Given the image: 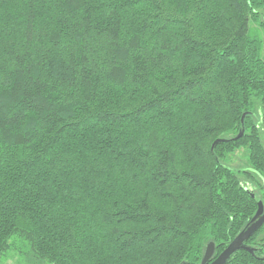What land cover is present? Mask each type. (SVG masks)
<instances>
[{"label":"trees","instance_id":"trees-1","mask_svg":"<svg viewBox=\"0 0 264 264\" xmlns=\"http://www.w3.org/2000/svg\"><path fill=\"white\" fill-rule=\"evenodd\" d=\"M252 22L264 0H0V262L214 261L264 203ZM246 245L227 264H264V226Z\"/></svg>","mask_w":264,"mask_h":264},{"label":"water","instance_id":"water-1","mask_svg":"<svg viewBox=\"0 0 264 264\" xmlns=\"http://www.w3.org/2000/svg\"><path fill=\"white\" fill-rule=\"evenodd\" d=\"M244 120V116H243ZM244 131H241L237 139L241 138ZM226 140L217 139L213 143V148L218 144L224 143ZM264 226V203L258 202V211L253 217L252 221L246 226V228L228 245V247L214 260L211 262L215 253V244L210 243L205 251L202 264H227L230 259L239 251L253 252L246 243L248 240L257 233Z\"/></svg>","mask_w":264,"mask_h":264},{"label":"rangeland","instance_id":"rangeland-1","mask_svg":"<svg viewBox=\"0 0 264 264\" xmlns=\"http://www.w3.org/2000/svg\"><path fill=\"white\" fill-rule=\"evenodd\" d=\"M251 31L253 35L258 36L261 40L264 39V30L258 23H251ZM264 57V49L262 50ZM243 153H238L232 161V167H243L245 162ZM0 264H45L34 256L30 247L24 242H16L14 248L1 260Z\"/></svg>","mask_w":264,"mask_h":264}]
</instances>
